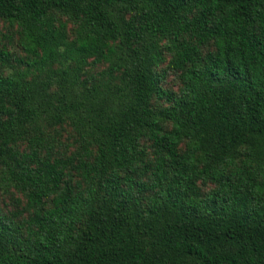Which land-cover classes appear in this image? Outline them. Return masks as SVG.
<instances>
[{
	"label": "trees",
	"instance_id": "trees-1",
	"mask_svg": "<svg viewBox=\"0 0 264 264\" xmlns=\"http://www.w3.org/2000/svg\"><path fill=\"white\" fill-rule=\"evenodd\" d=\"M1 20L0 264H264V0Z\"/></svg>",
	"mask_w": 264,
	"mask_h": 264
},
{
	"label": "rangeland",
	"instance_id": "rangeland-1",
	"mask_svg": "<svg viewBox=\"0 0 264 264\" xmlns=\"http://www.w3.org/2000/svg\"><path fill=\"white\" fill-rule=\"evenodd\" d=\"M16 30L10 27V25L1 20L0 21V47H6L11 50V52H15L18 54L23 55V51L18 47V40L17 39H11V35L15 33ZM3 71L8 72L9 69L7 68L5 70V67L2 68ZM166 86L169 88L177 89L179 86V81L176 75L169 74L166 79ZM17 195V194H16ZM5 204L9 208H13L12 202H13V196L12 195H5L3 197Z\"/></svg>",
	"mask_w": 264,
	"mask_h": 264
}]
</instances>
